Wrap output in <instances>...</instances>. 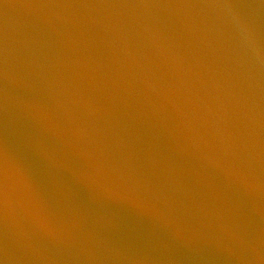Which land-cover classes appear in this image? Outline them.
Masks as SVG:
<instances>
[{"label":"water","instance_id":"obj_1","mask_svg":"<svg viewBox=\"0 0 264 264\" xmlns=\"http://www.w3.org/2000/svg\"><path fill=\"white\" fill-rule=\"evenodd\" d=\"M0 264H264V0H0Z\"/></svg>","mask_w":264,"mask_h":264}]
</instances>
